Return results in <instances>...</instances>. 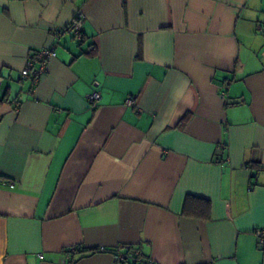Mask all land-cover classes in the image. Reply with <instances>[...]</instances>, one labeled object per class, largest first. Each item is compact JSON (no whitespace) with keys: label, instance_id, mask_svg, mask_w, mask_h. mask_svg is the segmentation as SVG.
<instances>
[{"label":"crops","instance_id":"1","mask_svg":"<svg viewBox=\"0 0 264 264\" xmlns=\"http://www.w3.org/2000/svg\"><path fill=\"white\" fill-rule=\"evenodd\" d=\"M258 231L264 0H0V264H264Z\"/></svg>","mask_w":264,"mask_h":264},{"label":"built area","instance_id":"2","mask_svg":"<svg viewBox=\"0 0 264 264\" xmlns=\"http://www.w3.org/2000/svg\"><path fill=\"white\" fill-rule=\"evenodd\" d=\"M80 21H81V15H78L75 21L67 29L58 31L55 34V37L58 38L62 33L68 31L73 35L74 38L80 40L82 38ZM54 56H55V51L54 49H50V48H43L34 52L25 63L23 69L21 70L19 81L24 82L25 80L29 79L33 82H36L38 77L42 74L46 62ZM87 99L92 106H95L100 99V94L98 92H92L90 95H88ZM132 102L133 100L130 99L128 100L127 104L130 105L132 104ZM6 185H8L10 188L13 187L12 183H7ZM256 235L260 241L264 242V232L258 231ZM76 252H77V248L71 247L68 250L67 259L69 260L71 254ZM94 252L96 253L109 252V254L113 257L114 261L119 263H125L131 261L132 263H136V264H145L140 252L137 249L131 250L129 247H125V248L120 247L113 251H107L105 248L100 247L98 249H95ZM38 256L41 257V255Z\"/></svg>","mask_w":264,"mask_h":264},{"label":"trees","instance_id":"3","mask_svg":"<svg viewBox=\"0 0 264 264\" xmlns=\"http://www.w3.org/2000/svg\"><path fill=\"white\" fill-rule=\"evenodd\" d=\"M199 205H202L200 206L203 207V209H205V207L208 206L207 202L206 201H198ZM199 209V208H198ZM202 209V208H201ZM202 212H204V210H202ZM183 214L186 215V216H195V217H198V216H202V215H199V214H195V212L192 214L190 213L189 211V206H188V199L186 200L185 202V205H184V208H183ZM78 250V249H77ZM79 251V250H78ZM77 251V252H78Z\"/></svg>","mask_w":264,"mask_h":264}]
</instances>
